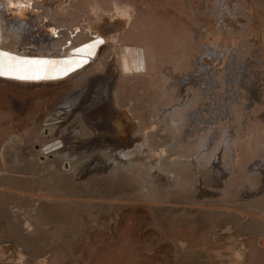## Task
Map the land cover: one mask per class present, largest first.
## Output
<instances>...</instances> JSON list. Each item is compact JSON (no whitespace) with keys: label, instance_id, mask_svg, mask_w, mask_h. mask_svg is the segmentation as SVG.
I'll return each mask as SVG.
<instances>
[{"label":"bare ground","instance_id":"1","mask_svg":"<svg viewBox=\"0 0 264 264\" xmlns=\"http://www.w3.org/2000/svg\"><path fill=\"white\" fill-rule=\"evenodd\" d=\"M166 1L155 29L142 33L129 0H0V52L20 58L0 57V83L71 84L41 135H27L42 136L36 153L66 169L116 170L137 182L156 172L157 182L189 183L205 198L227 195L237 180L233 193L264 197V0ZM134 43L162 64V99L142 116L121 92L139 82L128 65ZM35 75L44 78H17ZM196 183L215 188L194 191Z\"/></svg>","mask_w":264,"mask_h":264},{"label":"rangeland","instance_id":"2","mask_svg":"<svg viewBox=\"0 0 264 264\" xmlns=\"http://www.w3.org/2000/svg\"><path fill=\"white\" fill-rule=\"evenodd\" d=\"M129 5L145 25L142 33L152 32L160 0ZM134 44L128 68L141 79L121 92L133 94L142 116L162 99V64ZM70 88L0 83V264H264V197L246 201L233 193L237 180L226 183L227 195L197 199L191 184L159 183L156 172L138 183L116 170L86 175L85 168L76 172L38 155L42 136L27 135H41L43 120ZM196 184L194 191L215 188Z\"/></svg>","mask_w":264,"mask_h":264},{"label":"snow or ice","instance_id":"3","mask_svg":"<svg viewBox=\"0 0 264 264\" xmlns=\"http://www.w3.org/2000/svg\"><path fill=\"white\" fill-rule=\"evenodd\" d=\"M98 43H103V41H98ZM91 47H95V45H91ZM3 56H8L10 60H18L20 58L16 57V56H13L11 55L10 53H5V52H0V57H3ZM24 63H27V64H35V65H42V64H47L49 62L47 61H24ZM42 69H40L39 67L36 68V71L39 72L41 71ZM2 74V73H0ZM17 78H34V79H41V78H44L42 76H39V75H35V76H31V77H24V76H19Z\"/></svg>","mask_w":264,"mask_h":264}]
</instances>
